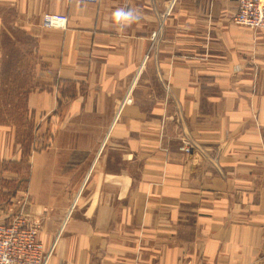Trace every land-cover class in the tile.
<instances>
[{"label":"crops","instance_id":"0c3cea01","mask_svg":"<svg viewBox=\"0 0 264 264\" xmlns=\"http://www.w3.org/2000/svg\"><path fill=\"white\" fill-rule=\"evenodd\" d=\"M237 9L0 0V43L25 50L6 25L33 41L25 109L9 119L31 120L30 154L0 122L1 168L26 163L28 184L8 204L0 185V221L29 197L51 264H264V30ZM48 12L67 26L43 27ZM9 56L0 46V73Z\"/></svg>","mask_w":264,"mask_h":264},{"label":"built area","instance_id":"2783aa9c","mask_svg":"<svg viewBox=\"0 0 264 264\" xmlns=\"http://www.w3.org/2000/svg\"><path fill=\"white\" fill-rule=\"evenodd\" d=\"M81 1L97 3L101 0ZM234 18L239 25L256 31L264 30V0H238ZM67 23L66 14L48 12L43 16L42 25L45 28H65ZM41 140L33 141L31 151L43 146L45 142L40 144ZM193 148L192 143L184 138L182 149L190 152ZM40 230L39 224L30 221L24 214L0 221V264H51L55 243L47 246L40 237Z\"/></svg>","mask_w":264,"mask_h":264},{"label":"rangeland","instance_id":"374dc122","mask_svg":"<svg viewBox=\"0 0 264 264\" xmlns=\"http://www.w3.org/2000/svg\"><path fill=\"white\" fill-rule=\"evenodd\" d=\"M10 28L13 35H16L20 41H22L24 46V52L20 50V46H16L9 36L10 34L6 33L0 46L4 49V51L10 54L7 58L8 61L5 62V69L3 72L0 73V122L2 123H16L19 129L20 140L25 143V157L29 153L28 150L30 148L29 140L30 137V130H32L31 120L26 121L25 119H11L9 114L10 112L14 111V115L20 114L21 110L24 112L25 105L24 103L21 104L20 101H24L26 94L29 90L27 88L30 85V77L31 71V56L28 49H31L32 42L31 39L24 37V35L20 31L14 30L11 25H6ZM28 53V54H27ZM18 113V114H17ZM28 144V145H27ZM30 154V153H29ZM25 162H27L25 160ZM28 163V162H27ZM26 163L19 166L17 164H7L2 165L3 170H12L17 171L20 174V178L15 181L9 180H2L0 181V185H6L7 192L6 198H1V203H9L10 196L16 198V195L21 190H24L28 184V177H29V167L25 166ZM0 165V170L2 169ZM29 197L23 198L22 200L18 201L17 204H20V207H16L17 211H12L10 218H14L16 216H20V214L25 215V209L29 204ZM7 203V204H8ZM15 209V208H14ZM9 217V216H8Z\"/></svg>","mask_w":264,"mask_h":264},{"label":"clouds","instance_id":"9594fccd","mask_svg":"<svg viewBox=\"0 0 264 264\" xmlns=\"http://www.w3.org/2000/svg\"><path fill=\"white\" fill-rule=\"evenodd\" d=\"M116 15H117L118 18H127V17H129L131 14H130V13L126 14V13H124L123 11H120V12H117Z\"/></svg>","mask_w":264,"mask_h":264},{"label":"trees","instance_id":"16d2710c","mask_svg":"<svg viewBox=\"0 0 264 264\" xmlns=\"http://www.w3.org/2000/svg\"><path fill=\"white\" fill-rule=\"evenodd\" d=\"M21 112H22V110H21ZM11 114H9V116H12L13 114H14V111H12V112H10ZM20 115V114H19ZM28 145V144H27ZM26 150H25V146H24V155H25V152ZM10 163V162H9ZM13 163V162H12ZM23 163H17V165H22Z\"/></svg>","mask_w":264,"mask_h":264}]
</instances>
